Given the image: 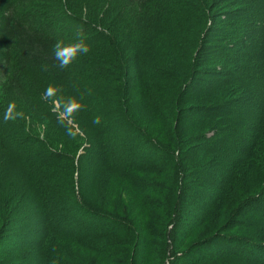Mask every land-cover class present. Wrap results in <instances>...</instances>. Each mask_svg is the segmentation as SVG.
<instances>
[{"label":"rangeland","instance_id":"obj_1","mask_svg":"<svg viewBox=\"0 0 264 264\" xmlns=\"http://www.w3.org/2000/svg\"><path fill=\"white\" fill-rule=\"evenodd\" d=\"M64 1L46 0V9L54 14L58 12L60 4L64 10L67 4L68 10L73 11L70 4L75 1L79 7L76 15L94 24H99L101 13L108 3L107 0V3L104 1L105 5L103 0H66L64 5ZM174 1L173 5L176 4ZM204 1L212 6L208 0ZM211 1L215 2L212 6L214 25L211 31L208 30L210 42L202 46L206 57L200 60L202 64L197 66L198 71L184 94L185 99L183 95L173 108L170 105L171 90L174 89L172 84L181 89L182 83L190 80L187 76L189 71L183 75L184 70L178 69L175 77L167 75L164 79L157 77V68L150 71L143 66L146 69L143 72L141 67L136 68L134 64L135 51L131 50L130 45V39L144 38L149 47L146 52L143 50L137 55L143 58L155 55L152 43L156 40L148 27L149 19H154L155 8L148 6L147 16L143 18L141 5L122 0L124 5L120 4L122 8L118 9L121 17L119 14V19L115 14L113 17L106 16L108 21L105 26L120 38L125 53L124 73L121 74L123 83L114 81L121 93L116 96L111 91L108 93L111 99L110 115L115 118L126 116L122 112L128 108L136 110V104H141L140 109L144 113L140 110V118L137 117L142 128L140 133L130 135L129 131L123 134L119 130L122 119H118L115 133L103 136L97 135L94 127L85 130L84 121L73 113L72 108L63 112L66 104L62 105L59 95L43 97L48 103L37 105L19 96L11 77L19 67L21 52L16 45L12 46L11 52L5 45L7 37L2 29L4 19L10 15L9 0H0V110H6L0 113V136L7 134L12 148L4 151L0 147V212L1 208L4 212H13L7 226L1 227L0 224V231L4 235L0 252L16 240H32L33 244H41L39 257L44 260L43 264H264V239H260L264 236V225L252 228L258 216L251 211L258 205L247 203L243 207L247 208L244 209L246 212H241V209L223 212L224 209L219 208L223 204L224 189L230 181L226 176L229 171L226 164L234 165L241 170V175L245 174L241 179L249 194L252 195L261 186L264 188V0ZM187 2L180 1L182 5ZM103 5L102 12L98 13ZM190 19L197 21L200 33L210 25L207 18V21L204 18V23H199L197 18ZM236 20L237 31L232 33ZM60 26L56 28L57 31L65 25ZM75 30L69 29L72 36L78 33ZM228 35L235 40L236 36L245 35L246 46L240 48V44H236L235 48L232 46L228 49L233 54L229 55V65L223 75H219V68L213 63V48L223 42V37L230 39ZM196 38L189 34L188 40ZM198 39L197 50L201 49L200 34ZM87 44L97 48L94 43ZM7 51L11 54L9 60H6ZM174 52L182 54L179 48ZM169 53L170 50L163 47L158 55L167 59L172 67L174 61ZM31 72L33 69L25 76V83L29 85L34 75ZM224 79L225 84L221 82ZM148 81L154 84L153 89L157 94L154 101H157L155 105L158 107L154 111L149 109L152 105L150 98L139 93L144 82ZM222 102L230 103L231 107L227 109L230 114L196 110L197 106L208 107ZM10 105L14 106L12 115H22L5 120ZM54 111L64 121L58 124L53 122L51 113ZM106 112L105 109L91 117L107 120L109 114ZM179 114L180 131L185 135L181 144L171 139L173 127L169 129L170 121L176 120ZM22 129L49 141L54 149L66 155L65 160L57 168L49 171L42 169L37 174V167L28 166L19 154L21 150L34 153L36 148L32 141L19 143L24 137ZM220 132L226 133L225 137L229 138L227 143L218 142L223 139H219ZM118 134L119 137H116ZM149 142H157L159 150L153 149ZM205 146L213 148L205 150ZM177 148H180V153ZM176 177L178 181H175ZM49 182L52 184L51 192H41L44 184ZM175 182H178L183 200H177L176 195L173 201L178 206L173 221L180 222L179 230L175 233L178 247L162 254L158 248L166 239L167 249L168 235L166 228L162 230L161 226L166 225L165 221L169 219L162 207L156 208L151 202L166 205L169 190ZM217 185L221 192L215 187ZM235 188L236 199L234 204H226L227 209L249 196L244 190H239L241 186ZM217 197L221 200L217 208L205 212ZM47 214H50L49 220L59 224L54 232L44 221ZM107 216L128 219L136 229L120 235L118 232L123 226L112 225L105 219ZM169 221L167 229L172 227ZM161 235L165 236L164 241H161ZM212 235L217 237L208 240ZM227 235H236L240 239H229ZM241 236L248 237L249 244ZM196 241L201 243L194 245ZM190 245L194 246L186 252ZM225 250L228 252L225 253ZM32 251L36 252L37 248ZM240 251L247 256H239L237 252ZM35 257L38 259V256ZM35 257L29 261L30 264H36L33 261Z\"/></svg>","mask_w":264,"mask_h":264},{"label":"trees","instance_id":"obj_2","mask_svg":"<svg viewBox=\"0 0 264 264\" xmlns=\"http://www.w3.org/2000/svg\"><path fill=\"white\" fill-rule=\"evenodd\" d=\"M104 1L106 2V0H103V2ZM107 1L108 3L106 2L107 3L106 5L104 2L107 11L105 10L103 13H101L104 8L103 5L101 11L98 12L101 13L99 24L96 23L94 24L90 20L76 15L75 12L79 10V7L76 6L75 1L70 4L72 7L71 9L74 11V13L73 11L68 10L65 0L64 5L66 4L65 5L66 10H64V6L63 5L61 6L60 4V8L58 12L52 14L48 11V9H46L48 8L47 7L48 4L46 0H9L8 8L10 9L9 10L10 15L4 19L3 29H2L5 36L7 37L5 41L6 42L5 45H8L10 52L12 46L14 45H16L21 52V55L18 58L19 67L17 68L15 73H13L11 77V82L14 83V88L16 91H18L19 96L26 101L33 102L34 105H37V103H48V101L46 102L44 101L43 97H50L47 91L50 87L53 89L54 95H59L62 101L61 102L62 105L64 103L66 105H68L69 103L70 104L75 103V105L76 104L81 105L82 107L73 110V113H76V115H78L77 117H79L84 121L85 130L86 128L90 130L93 129L94 127L97 135L105 136V135H109L110 133L114 134L115 122H117L118 119H122L120 120L122 126L119 127V130L122 131L123 134L128 133L129 131L130 132L128 134L130 135L136 133L138 134L142 131V128L139 126L140 122H137L139 121L137 117L140 118L139 113L141 110L140 109L141 104L134 105L137 108L136 110H132L131 108H128V110L125 112L124 111L122 112L121 110L122 114L124 113L126 116L115 118L110 115L111 99L108 96V93L111 91V93L113 92L115 96L120 95L121 93L120 88L115 84L114 81H119L123 83L122 80L123 77L121 76V74L124 73L123 60L125 59L124 58L125 53L123 51L124 44L121 43L120 38L117 37V35L113 34L109 30V28L105 26V23L108 21L107 18L111 17L114 14L119 19V16L121 17L122 15L120 11L122 6L120 4L122 5L124 4L122 3V0H112L111 2L109 0ZM127 1H131L133 3L137 2L139 5H141V11H143L144 14L143 16L141 13L143 18H146L145 16H147L148 6H151V8H155L154 15H152L154 19L153 20L149 19L150 24L148 26L153 32L152 37L156 40L155 42L152 43L153 45L152 50L155 55H153V57L151 58H148V55L145 56V58H143L142 56H138L137 54L139 52H142L143 50H144L143 52H146V49H148L149 44L146 43L144 38L134 39V40L130 39L131 40L130 43L132 42V44H130L132 45L131 50L135 51V56L133 57V60L136 68L141 67L143 69V72H145L146 70L145 68H143V66L148 67L150 71L155 70L157 68L159 69L157 71V77L159 79H164L167 75H171L172 77H175L178 69L184 70V72L182 71L183 75L186 74L187 70L189 71L187 76L190 77L189 78L190 80L183 82L181 89H179L176 84H172V87H174V89L171 90L172 92L170 91L172 93L170 105L171 108H173L174 103L175 102L177 103L179 100H181V97L191 87L190 85L192 83V79H194L198 71L196 70L197 66L200 63V60H203L206 57L205 54L203 53L202 46L205 44L207 45L210 42L209 31H211V28L214 25L213 23L214 13H212V6L215 2L214 3L212 1L209 2L208 0V3L212 4V6H210L204 0H188L187 4L184 3L183 5L180 3V1L182 0H176L175 5H173V2H175L174 0L171 1L170 0H127ZM202 1L204 2L202 3ZM36 8H39L41 10L38 11L36 10ZM111 11L113 14L111 13ZM206 14H208V17ZM190 18H195V19L197 18V20H199L198 21L199 23L200 21L201 23H204L203 22L204 18L205 21H207L206 20L207 18L208 19L207 23L209 22L210 25L206 27L205 32L200 33V31H198L197 21H194V19H190ZM61 24L65 25L64 28L57 31L56 28H59ZM234 25L235 26L234 28H232L233 29L232 33L237 31V27H236L237 20L235 21ZM71 28L77 29L75 30L76 32H78L77 34H75L76 36H72L71 33L69 32V29ZM189 34H192L193 36L195 35L198 38L200 34L201 49L199 50L196 49L199 39L196 38L195 40L192 39L189 41L188 40ZM228 37L230 39H227V37L226 38L223 37L222 38L223 42L220 43L219 45H216L213 48L214 57H215L213 63L215 62L216 63L214 64L215 67L219 68L217 69L218 70L217 73L219 75H223L224 69H226L227 65H229V55L233 54V52L232 51L230 52V50L228 49L232 46L235 48L236 44L237 45L240 44V48L246 46L245 35H243V37L236 36L237 40H235L234 37L231 38L229 35ZM77 39H83L85 43H89V44L94 43L96 44L97 48H92L91 46H89L90 50L87 54L78 57L71 65H69L68 68L60 69L57 66L58 62L54 59L53 46L58 40H62L65 44H67V43H74L77 41ZM163 47L164 49H166L167 47V49L170 50V53L168 55L172 54V58L174 61V65L172 67L169 66V61L167 59H164L163 56L160 57L158 55V53H161L163 51ZM178 48L182 52L181 55H177L174 52ZM10 55L11 54H8L7 51L6 60L10 59ZM192 55H193V59H192ZM200 64H202V62ZM31 69H33V72L31 73H34V75H33V81L31 82V85H29L25 83V76H27V72L30 71ZM149 82L150 81L144 82L143 87L140 88L141 90L139 93H141L143 96L145 95L146 97L150 98L149 102L152 105L149 106V109H152L154 111L158 107L155 105V102L157 101H154L157 98V94H155L156 91H154L155 89L153 87L154 84L152 85V83ZM221 82L225 84L226 80L225 79L221 80ZM184 99H185V95H184ZM229 104L230 103L228 102H224V103L222 102L220 104L218 103L215 105H208V107L197 106L196 110H200V109L201 111L212 110L216 113H220V115L222 114L227 115L230 114V112L227 110L228 107H231L229 106ZM91 106L93 107L90 109ZM64 109L65 107L62 108L63 112H65ZM105 109L107 111L106 114H109L108 115L109 118L107 120L104 119L101 120L99 124H94L93 123L94 119L91 117V115L96 114L99 111ZM5 111L6 110H0V113H4ZM142 112L144 113V110H141V113ZM51 115H52L51 116L52 121L57 124L59 123V121L60 122L64 121V119L61 118L58 112L54 111L53 113H51ZM180 117L181 115L179 114L176 120L173 119L174 121L171 120L169 123V129L172 130L171 127H173V132L171 131L172 133L171 139L174 140V142L177 141L178 144L183 143V140L185 138V135L180 131V124H179ZM22 131L24 132V137L22 138V141H19V143L24 141H32L36 148L34 153L32 152L28 153L25 152L24 150L21 151L18 150V153L20 151L19 154H21V159L25 161V163L28 166L32 168L34 167L38 168V169L36 168L37 174L39 173V170L42 169L43 171H49L51 169L57 168L58 165H60L65 160L64 159L65 154H63V152L59 150L54 149L49 143V141L45 139H39L37 136H32L24 129H22ZM218 135L221 136L219 139L223 138L218 142L225 141L224 143H227L229 138L225 137L226 133L220 132ZM141 136L144 137L143 135ZM116 137H119V134ZM8 140L9 138L7 134H1L0 147L4 151H7L8 149L9 150L12 149L11 144L9 143L10 140L9 141ZM172 140L170 143H172ZM149 143H151L153 149L159 150V148L157 147L158 146L157 142L155 144L152 142ZM169 145L170 147L172 146V144ZM212 148L213 146H209V147L205 146V150H211ZM177 149L178 152L180 153V148ZM170 160L174 161L173 158H170ZM131 162H133V158H131ZM226 166H228L229 168L228 174L226 176L230 178V181L228 182L229 185L224 189V195L222 196V201L218 200L219 197H217L216 199H214V201L211 202L210 206L208 207L209 209H207L205 212H212L213 211L212 209L213 208L216 209L220 201L223 204H220L219 208L224 209L223 212H236L238 211V209H241L242 210L241 212H246L244 211V209L247 208H243V207H246L247 203L248 205L252 203V205L253 204L258 205L257 208H252L253 211H251L254 212L253 215L256 214L258 216V218L255 219L253 223L254 226H252V228L256 229L255 228L256 225L257 226L264 225V207L262 206L264 205V188L261 186L257 190H254L256 191L255 193H253L252 195L249 194L248 189L244 188V181L241 179L244 178L245 174L241 175L240 174L241 170H237L235 166L232 164H226ZM49 175L51 176V174ZM177 177L175 181H178ZM234 184H237L235 187L241 186L239 190H244V192L249 196L240 200L238 205L233 206L230 209H227L226 204L227 203L229 205L234 204V201L236 199L235 197L236 188L233 187ZM51 186H52L51 182L45 183L41 192L43 193L51 192V188H50ZM215 187L218 189V191L221 192V189L218 187V185ZM169 191H170L169 192L170 196L168 195V198L166 200V205L161 204V202L158 201L151 202L156 208L162 207V209H164V211L167 212L168 215L167 218L170 220L168 221L172 225L171 228L167 229L168 221H165L166 225L161 226L162 230L166 228L165 232L168 235L167 249H165L166 247L165 236L164 237L162 235L160 236L161 241L162 240L164 241L165 239L164 241L165 244L163 242L162 247L158 248V250L160 249L159 252H162V254H165L169 250H172V248L174 247H178V245L175 244V233L177 230H179L180 222L173 221V217H176V211L178 207L173 203V201L175 200L176 195H178L177 200L181 202L183 201L180 196V193H182V191L180 189L178 190V182H175ZM5 208L7 209V207ZM88 209L94 212L90 208ZM1 211H2L0 212L1 227L3 225L7 226L12 218L13 212H4L3 208H1ZM48 215L50 214H47V216L44 217V221L46 223V226H48L49 230L51 232H54L55 229L59 228L58 227L59 224L55 223L53 220H49ZM105 219L110 221L112 225L119 224L121 225V227L123 226V229H120L121 232H118L120 235H124L123 234L124 232L127 233L134 232L133 229H136L133 222H131L128 219L126 220L125 218L119 219V218H112L110 216H107ZM2 233L0 231V243H2L3 241L2 238H4V235ZM221 234L224 235V233ZM15 235H17V233ZM13 236L14 233L11 235V238ZM215 237L217 236L212 235L209 237L208 240H213L215 239ZM229 237L240 239L236 235H230V236L227 235V238ZM241 237L243 240L246 241L247 244H249L248 242L250 241L248 237H243V236ZM260 239H264V236H261ZM201 242L196 241L194 245L200 244ZM40 245L41 244H33L32 240L29 242H25L24 240H16L13 244L12 243L8 244V247L5 250L2 249V252H0L1 253L0 264H30L31 262L29 261H32V258L35 256H38V259H36L35 257L33 261H35L36 264H40V263L43 264L44 260L39 257L42 248L39 247ZM158 245L159 244H157L156 246ZM193 246L192 245L188 246L186 248L187 251L186 250L185 251L188 252ZM35 247L37 248V251L33 252L32 249H34ZM134 248H136V244ZM226 250L225 253L228 252ZM229 251L231 250L229 249ZM237 253L239 256L245 257L246 255L242 251ZM132 255L134 256L135 252H133ZM259 260L261 259L259 258Z\"/></svg>","mask_w":264,"mask_h":264},{"label":"clouds","instance_id":"obj_3","mask_svg":"<svg viewBox=\"0 0 264 264\" xmlns=\"http://www.w3.org/2000/svg\"><path fill=\"white\" fill-rule=\"evenodd\" d=\"M90 48L87 43L83 39H77L74 43H67L65 44L62 40H58L55 45L53 46V54L54 59L58 62V67L60 69H66L71 65L78 57L85 55L89 52ZM48 94L50 96H54V91L50 87L48 90ZM82 107L79 104L76 105H66L65 111H69V108H72L73 110L79 109ZM13 105L9 106L8 112L5 113V120L7 119H15L16 116H21L22 113H16L15 116L12 115L13 112ZM94 124L100 123V118L97 117L93 120Z\"/></svg>","mask_w":264,"mask_h":264}]
</instances>
